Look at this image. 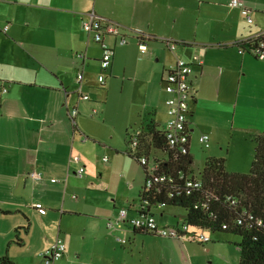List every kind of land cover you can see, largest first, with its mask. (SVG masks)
I'll list each match as a JSON object with an SVG mask.
<instances>
[{
    "label": "crops",
    "instance_id": "crops-1",
    "mask_svg": "<svg viewBox=\"0 0 264 264\" xmlns=\"http://www.w3.org/2000/svg\"><path fill=\"white\" fill-rule=\"evenodd\" d=\"M230 1L0 0V264H42L57 240L66 251L55 264H239L231 236L208 235L201 245L135 231L145 176L126 154L128 132L151 122L166 127L167 73L178 59H198L189 151L208 136L206 158L223 159L229 173L249 172L252 136L264 129V59L233 44L264 31V0H240L251 25ZM91 11L118 24L127 39L123 46L103 39L114 52L106 71L102 46L81 27ZM142 37L150 39L145 54ZM79 74L88 101L76 92ZM34 170L42 181L28 176ZM150 214L160 227L185 221L181 209L153 207Z\"/></svg>",
    "mask_w": 264,
    "mask_h": 264
},
{
    "label": "trees",
    "instance_id": "trees-1",
    "mask_svg": "<svg viewBox=\"0 0 264 264\" xmlns=\"http://www.w3.org/2000/svg\"><path fill=\"white\" fill-rule=\"evenodd\" d=\"M92 13L105 20L94 11L87 16ZM86 20H82L81 27ZM103 20V24L109 22ZM120 34L126 39L121 31ZM117 39L119 43L120 38ZM242 40L234 43L233 47L259 59L256 56L259 42L245 43ZM187 119L188 115L185 122L188 141L184 145L171 146L165 128L154 122L135 134L131 133L132 130L126 134V154L142 168L145 176L137 202L138 218L152 217L150 209L153 207L181 209L185 212L183 225L187 230L181 232L177 240L186 236L204 245L201 236H231L237 241L235 244L240 251L239 264H264V129L259 135L252 136L254 155L248 173H229L223 159L206 158L197 178L193 173L194 159L189 151ZM154 152L162 153L164 157H151ZM142 158H146V165L141 164ZM189 180L193 184L196 181L199 186L189 187ZM147 182L151 185L147 186ZM135 231L150 234L139 229Z\"/></svg>",
    "mask_w": 264,
    "mask_h": 264
},
{
    "label": "built area",
    "instance_id": "built-area-1",
    "mask_svg": "<svg viewBox=\"0 0 264 264\" xmlns=\"http://www.w3.org/2000/svg\"><path fill=\"white\" fill-rule=\"evenodd\" d=\"M229 6L232 8H238L241 11V15L243 16L244 20L248 25L253 24V18L251 14V10L247 8L244 3L240 0H231L229 2ZM103 20V19H102ZM102 20L95 16V14H90L88 19L82 24V29L88 34L93 36L94 42L100 44L103 48V55L100 61L102 71H106L109 69L114 52L106 47L103 43V39L106 36H117L120 38V45H126L127 41L123 38L120 34V28L117 24L112 22H107L106 24L102 23ZM105 21V20H103ZM106 22V21H105ZM143 40L142 38L138 41V47L142 54L147 51V44L148 38ZM245 43L249 42H259L258 43V50H256V56L260 59H264V31H260L256 34L251 35L242 40ZM241 41V42H242ZM169 45L170 50H174V43L172 41H166ZM238 52L240 54L246 53L245 51L239 49ZM76 58L79 60H84V54H77ZM203 61L198 60L195 64H189L181 59H178L176 63V67L170 70L165 78V93L169 96L166 100L167 106V114L169 120L167 121L165 131L167 133V138L171 146L175 145H184L188 141V136L185 132V122L186 117L189 113V101L191 99V75L193 73L194 66H202ZM98 81L100 85H104L105 78L103 75L98 77ZM82 82H83V75L79 74L77 77V86L76 92L80 96V99L83 101H88L90 97L83 93L82 91ZM3 92L5 93L6 90L4 89ZM95 113V111H94ZM78 111L76 109H72L68 112V117L70 120L76 118ZM200 144L208 148L209 146V137L208 136H201L199 139ZM185 152V150H183ZM104 162H107V157L103 158ZM141 164L146 165L147 160L146 158L141 159ZM154 169V168H153ZM152 169V170H153ZM84 174V168L81 167L78 172L77 176L82 178ZM33 181L40 182L42 181V174L36 170L31 171L28 175ZM162 181L164 178L161 179ZM52 182H57L56 180H52ZM151 182H147V186H150ZM187 185L189 187H198L199 184L195 181V183H191L190 180L188 181ZM119 217L122 221L127 220V211L121 210L119 213ZM132 226L135 229L146 231L150 234H154L160 238H167V239H177L181 232H185L187 227L182 225L181 227H169V228H162L159 227L155 218L152 216H146L143 218H137L133 220ZM200 240L203 242H208L209 238L206 236H201ZM66 251V245L62 240H57L53 242L50 247H48L42 254V264H55V262L59 261Z\"/></svg>",
    "mask_w": 264,
    "mask_h": 264
},
{
    "label": "rangeland",
    "instance_id": "rangeland-1",
    "mask_svg": "<svg viewBox=\"0 0 264 264\" xmlns=\"http://www.w3.org/2000/svg\"><path fill=\"white\" fill-rule=\"evenodd\" d=\"M110 115L112 117V121H115V119L117 117V113L116 112L113 114L110 113ZM232 134L235 135V132H232ZM229 143H231V146H229L231 149L237 150L234 142L229 140ZM226 148L227 147H225V151H226ZM239 152H241V150H239ZM206 153H207V150H205V148L199 144H195L192 148V151L190 154L194 157L195 163L193 165V173L196 177H199V174L201 173V171L203 169V165H204L206 155H207ZM154 156H157V158L159 157V159H162L164 157L163 154L159 153V152L152 153L151 157H154ZM136 167L138 170H140L142 172V168L140 166H136ZM97 176H100V175H97Z\"/></svg>",
    "mask_w": 264,
    "mask_h": 264
},
{
    "label": "clouds",
    "instance_id": "clouds-1",
    "mask_svg": "<svg viewBox=\"0 0 264 264\" xmlns=\"http://www.w3.org/2000/svg\"><path fill=\"white\" fill-rule=\"evenodd\" d=\"M150 40V39H149Z\"/></svg>",
    "mask_w": 264,
    "mask_h": 264
}]
</instances>
